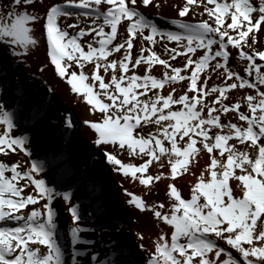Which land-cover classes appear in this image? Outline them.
I'll return each mask as SVG.
<instances>
[{
    "label": "snow or ice",
    "instance_id": "snow-or-ice-1",
    "mask_svg": "<svg viewBox=\"0 0 264 264\" xmlns=\"http://www.w3.org/2000/svg\"><path fill=\"white\" fill-rule=\"evenodd\" d=\"M149 5L160 6L155 0H70L69 4H49L39 15L19 10L36 7V0H12L0 8V43L11 47L14 56L27 54L38 44L45 47L55 73L66 78L71 91L91 106L96 122L85 123L97 134L94 144L124 177L131 176L145 186L153 179L161 180L163 172L143 177L154 161H159L160 169L170 167L172 181L178 169L196 177L190 199L182 198L175 183H170L168 195L173 199L168 211L151 207L154 217L174 231L170 243L165 235L159 236L146 264H241L221 241L242 257V264H264V89L260 87L264 85V64L257 63V58L264 61V50L257 49L256 36L264 25V2L256 7L251 0H185L175 5L179 18L191 20L206 14L207 19H172L179 31L161 29L139 10ZM71 16L77 17V23L67 22ZM81 17H88L91 24L81 26ZM118 26L122 29L119 38ZM156 37L177 46L169 48L163 43L158 55L153 47L145 46L160 43ZM134 43L138 44L136 55ZM230 47L247 62V76L255 73V82L230 69ZM177 57H183L182 67L170 63ZM154 64L166 69L161 78L152 73ZM130 65L132 69L146 66L145 73L135 74ZM210 65L217 78L226 77L231 83L209 85L211 73L205 70ZM201 72H205L204 78ZM180 81L186 87H175ZM165 85L167 94L154 91ZM232 89L255 92L229 104L226 101ZM242 104L247 111L241 110ZM174 105L180 107L174 109ZM3 109L0 104V126H4L0 154L19 148L30 155L26 137L11 136L13 114ZM229 113L237 114L246 126L222 122L221 116ZM146 125H154L155 132L146 130ZM67 126H73L71 118ZM216 150L218 154H214ZM204 151L210 155L207 171L211 180L207 182L204 172L197 174L188 168L189 158ZM122 153L142 163L122 162L118 158ZM162 156H167V165ZM61 162L58 156L51 160L53 166ZM39 170L35 163L25 171L19 164L0 162V264H66L69 254L72 259L68 264H78L81 253L74 246L92 243L80 236L88 229L76 226L70 228L71 253L58 242L57 214L52 207L58 193L34 177ZM125 193L136 209L148 208L139 195L127 189ZM62 198L70 201L71 192ZM29 205L36 207L28 209ZM24 209L27 211L22 212ZM159 209H165V204H159ZM69 212L74 222L81 219L79 205L71 206ZM7 221L18 226L9 227ZM139 238L144 237L141 234ZM39 246H46V253ZM91 259L96 264H122L115 259L100 261L97 254Z\"/></svg>",
    "mask_w": 264,
    "mask_h": 264
},
{
    "label": "bare ground",
    "instance_id": "bare-ground-1",
    "mask_svg": "<svg viewBox=\"0 0 264 264\" xmlns=\"http://www.w3.org/2000/svg\"><path fill=\"white\" fill-rule=\"evenodd\" d=\"M68 1L70 2V0ZM11 2L12 0H0V8ZM59 2V0H36V7L27 6L26 9L21 7L19 10L43 15L47 5ZM155 2L160 5L158 8L152 7L151 11H143L142 13L146 16L148 14L153 15L151 20L166 31H179L171 24L172 19H183L187 22H199L200 19H207L206 14L204 17L194 16L191 20L188 17L179 18L175 5L183 4L184 2L181 0H155ZM218 2H225V0H218ZM75 3H79V0H75ZM70 11L80 10L70 8ZM81 19L90 20L88 17H81ZM67 22L77 23V17L72 16ZM260 30L256 31V36ZM119 33L120 31H118V38ZM156 39L161 40L160 37H156ZM161 41L170 46H177L176 42ZM94 46L98 47V45ZM42 47L43 55L40 57H36L37 53L34 54L33 48H30L27 54L14 56L11 54V47L0 43V97L4 100V109L13 114L14 127L11 135L13 137H26L25 148L30 153V155H26L25 152H21L17 148L20 152L17 162L30 160L31 165L34 163L38 166L44 165L45 180L55 187L56 193L61 189H64L65 192H71V199L77 196V193L72 192L73 188L76 189L78 186L82 188L85 185L91 207L98 208L97 210L104 213L103 216H94L92 219L74 222L70 213L66 212L65 214L61 208L58 209L57 217L62 218V220L68 217L71 227L88 229V231L82 232L80 236L82 240L92 243L77 244L76 250L81 253L78 257V264L81 262L82 264H96V261L91 259L93 254H97L100 261L115 259L121 261L122 264H146L150 253L154 251L159 236L165 235L170 243V233L174 231L171 226H166L163 221L154 217V213L150 210L151 207L154 206L162 212L168 211L169 201L173 199L168 195L170 183H175L178 190L181 191L182 198L190 199L196 177L190 172L178 169L177 177L175 181H172L170 167L160 169L159 161H154L149 166L148 171L143 173V177L146 178L149 174L155 176L160 172H163L164 176L159 181L153 179L149 185L145 186L141 185L138 179L131 176L124 177L122 171L114 170L113 166L107 162L100 146L94 144L97 134L94 129H91L90 123L96 121L91 106L87 105L80 94L71 91V86L67 84L66 78H61L55 73L54 66L50 64V57L46 55L45 47L43 45ZM137 47L138 44L134 43L132 50L134 55L137 54ZM257 49L261 50L258 43ZM20 51L23 53V49ZM230 51L231 59L239 62L243 66L241 68L244 69L247 62L240 60L236 50L230 49ZM113 55L119 54L114 53ZM145 55L147 56L148 53ZM111 58L109 57V59ZM173 62L182 66L184 60L177 57V60ZM257 63L264 64V61H259L257 58ZM129 67L137 75L145 73L146 66H138L136 69H132L131 65ZM41 69L45 70L42 71ZM165 70L163 66L159 65H153L151 69L158 78L162 77ZM176 86L186 87V83L180 81ZM261 86L264 88V85ZM154 91L167 94L168 85H165L164 89ZM248 91L250 94L255 92L254 89H248ZM151 94L150 92L149 95ZM229 97L226 103L241 101L244 97L243 89L230 90ZM51 98L52 104H48L47 102H50ZM241 110L247 111L246 104H242ZM230 115V121L237 123L238 115L236 114L235 117V113H230ZM72 116L75 117V121H72L73 126L68 128L67 121ZM20 117L22 118L21 122L18 121ZM85 121L90 123H85ZM243 123L238 124L246 126V122ZM3 129L4 126H0V133ZM147 129L155 132L154 125H149ZM164 143L166 147L170 148L167 141ZM214 154L218 153L215 152ZM54 156L62 157V162L59 165L53 166L51 164ZM118 158L122 159V162H131L137 166L142 163L140 159L127 157L123 153ZM161 160L167 165V156H162ZM0 161L2 162V159ZM209 165L210 155L204 151L195 158H189L188 168L197 174L204 172L207 182L211 180L210 172L207 171ZM36 174L38 173L33 175ZM137 176H141V174L138 173ZM125 189L139 195L148 208L141 211L136 209L134 205H130L128 203L130 197L126 195ZM149 200L155 201V204L149 205ZM70 201H66V204ZM161 203L165 204V209H159ZM141 234L144 237L143 240L139 238ZM220 244L231 251L234 258L240 259L242 264V257L235 250H232L223 241ZM121 252L122 255H114Z\"/></svg>",
    "mask_w": 264,
    "mask_h": 264
},
{
    "label": "rangeland",
    "instance_id": "rangeland-1",
    "mask_svg": "<svg viewBox=\"0 0 264 264\" xmlns=\"http://www.w3.org/2000/svg\"><path fill=\"white\" fill-rule=\"evenodd\" d=\"M60 2L59 3H63V4H67V3H69V1L67 2L66 0H59ZM64 1V2H63ZM181 1H183V2H185V0H181ZM228 2H231V0H227ZM261 2H264V0H251V3L254 5V6H256V7H258L259 6V4L261 3ZM153 6H147V7H140L139 8V10L141 11V12H143V11H151V8H152ZM153 12H154V10H152ZM152 13V12H151ZM153 14H155V12L153 13ZM191 14V13H190ZM254 17L255 16H258V13H253L252 14ZM151 16H153V15H150V14H148L147 15V17L149 18V19H151L152 17ZM72 17V16H71ZM71 17H68V19H70ZM194 17V16H193ZM67 19V20H68ZM79 23L81 24V26H85V25H88V24H91V20H82L81 18L79 19ZM122 23H126V22H122ZM31 26V25H30ZM110 29H106V31H109ZM118 31H122V29H121V27L120 26H118ZM145 34H148L147 32H145ZM257 39H258V44L261 46V50H264V25H262V28H261V30L259 31V32H257ZM37 36H39V32H37V34H36ZM160 41V43H158V44H156L155 46H150V45H146L147 47H153L154 48V50L157 52V54L158 55H160L161 53H162V48H161V44H163V42L161 41V40H159ZM169 48H172V47H176V46H170V45H167ZM215 47L216 46H214V50H215ZM230 49H231V47H230ZM33 52H34V54L35 53H37L36 54V57L38 56V57H40V56H42L43 55V47H42V44H38V46L37 47H35V48H33ZM199 51H201V50H198V52ZM230 54H231V51H230ZM161 58L163 59L164 58V56L163 55H161ZM181 58H183V57H181ZM170 63L171 64H173L174 66H177V67H182V66H178V65H176L175 63L176 62H173V61H170ZM214 63V62H213ZM236 64V65H235ZM154 65H159V66H163V65H160V64H154ZM240 65V66H239ZM164 67V66H163ZM229 67H230V69L231 70H234V71H238L242 76H244L245 78H247L248 76H247V73L244 71V69L243 68H241V67H243L239 62H235V61H233L232 59H231V57H229ZM167 71H169L170 72V69H167ZM217 71H222V70H217ZM205 72H207V73H211V79L209 80V85H212V84H216L217 86H222L224 83H230L231 81H227L226 80V77H223V78H217V72H213L212 71V67H211V65L205 70ZM205 72H201V77L202 78H204L205 77ZM182 74H184L183 72H182ZM188 74H190V72L188 73ZM255 75V74H254ZM249 78V77H248ZM252 78H255L253 75L249 78V79H251L253 82H255V79H252ZM14 81V80H13ZM218 81V82H217ZM184 82V81H183ZM175 87H177V88H180V87H178V86H176L175 85ZM261 87V89H264L262 86H260ZM137 91H140V90H137ZM243 93H244V97L246 96V95H248V94H250L249 93V91H248V89H243ZM49 96V95H48ZM47 96V97H48ZM45 101H46V99H45ZM48 104H52V98H51V101L49 102H47ZM0 104H2L3 106H4V100L0 97ZM229 104H231V103H229ZM173 107H176L175 109H178L180 106H176V105H174ZM3 110H5V109H3ZM167 111V110H166ZM236 116V114L234 115V117ZM229 117V118H228ZM231 119V115H230V113L229 114H226V115H222L221 116V120H222V122H227V121H229ZM71 120L74 122L75 121V117L74 116H72L71 117ZM19 122H21L22 121V118L20 117V119L18 120ZM232 122V121H231ZM233 123H235V122H233ZM237 123H243L242 121H237ZM19 124V123H18ZM243 124H245V122L243 123ZM149 125H146V128L148 127ZM244 126V125H243ZM227 130L225 129V132H226ZM12 136V135H11ZM13 137V136H12ZM185 139H187V138H185ZM182 143V142H181ZM232 143V141H230L229 142V144H231ZM197 147L199 148V147H201L200 145H199V143L197 144ZM240 147H242V146H240ZM218 151L219 150H216V152L218 153ZM3 154H0V159H2V162H4V163H6V164H9V165H11V164H19L20 166H21V168L22 169H24L25 171H27L28 169H30V167H31V161L30 160H25V161H18L17 162V157L20 155V152L18 151V149L15 151V152H10L8 155H3ZM1 162V161H0ZM44 165H42V166H40V170L38 171V174H36V175H34V177L35 178H38V179H43L44 181H45V185H46V187H49V188H51L52 187V189L54 190V192H55V187L49 182V181H46L45 180V177H44V174H43V170H44ZM79 171H80V169H79ZM6 175H9L10 176V173H6ZM21 183H23V182H21ZM96 186H97V184H96ZM34 187V186H33ZM73 193H77V196H75V197H73L72 199H71V201L68 203V204H66V201H64L63 200V194L65 193V191H64V189H61V190H59L57 193H58V195H56V197H55V199H54V202H53V205H52V207H53V209H54V211L56 212V214H58L59 213V210L58 209H60L61 208V210H63V212L66 214V212L67 213H70L69 212V208L71 207V206H77V205H79L80 206V212H81V219L80 220H82V219H84V220H88V219H92L94 216H103V212L102 211H100V210H97L98 208H95V207H91V205H90V203H89V200H88V198H87V187L85 186V185H83V187L82 188H80L79 186L76 188V189H74L73 188V191H72ZM81 202V203H80ZM41 203H44V201H41ZM154 205L155 204V201H152V200H149V205ZM32 205H29L28 206V209H31V208H33V207H36V206H32ZM66 206V207H65ZM21 211H23V212H26L27 211V209H24V210H21ZM79 220V221H80ZM56 221H57V225H58V229H57V232H58V242L62 245V246H64V250L66 251V253H71L72 251H73V246H71V244H70V241H71V236H70V228H71V226H70V220L68 219V217H66V218H64L63 220H62V218H58L57 217V215H56ZM78 222V221H77ZM6 224H7V226H9V227H15V226H18V224L15 222L14 223V221H8V222H6ZM70 226V227H69ZM60 235V236H59ZM60 237V238H59ZM40 248H41V251L42 252H45L46 253V246H39ZM74 248H75V250H76V248H77V245H75L74 246ZM71 259H72V257H71V255L69 254V255H66V264H68V262L69 261H71Z\"/></svg>",
    "mask_w": 264,
    "mask_h": 264
}]
</instances>
